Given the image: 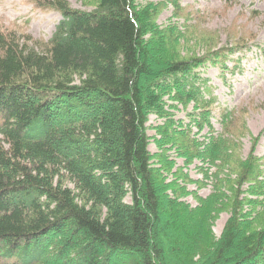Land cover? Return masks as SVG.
Segmentation results:
<instances>
[{
  "label": "trees",
  "instance_id": "trees-1",
  "mask_svg": "<svg viewBox=\"0 0 264 264\" xmlns=\"http://www.w3.org/2000/svg\"><path fill=\"white\" fill-rule=\"evenodd\" d=\"M47 1L62 20L43 48L0 33V264H264V166L256 139L245 157L213 134L196 72L216 60L183 59L179 29L154 22L160 5ZM177 106L201 113L189 124L205 143ZM169 151L202 164L208 197L181 185L200 181Z\"/></svg>",
  "mask_w": 264,
  "mask_h": 264
},
{
  "label": "rangeland",
  "instance_id": "rangeland-1",
  "mask_svg": "<svg viewBox=\"0 0 264 264\" xmlns=\"http://www.w3.org/2000/svg\"><path fill=\"white\" fill-rule=\"evenodd\" d=\"M67 1L72 9L82 12H90L96 6V0ZM139 4L162 7L154 22L161 29L170 25L179 29L183 59L213 57L216 60L215 66L208 61L196 72L208 81L216 99L211 110L213 134L221 135L228 144H239L238 153L245 157L256 139V156L264 166V0H139ZM61 20L62 15L51 8L47 0H0V33L29 48L41 49L48 44ZM228 50L231 51L229 55ZM170 112L192 136L201 143L206 142L211 134L209 129L198 132L189 124L190 114L201 115L198 110L192 106L187 110L177 106ZM162 124V120L151 116L148 135L158 136L154 128ZM150 151L160 153L154 143ZM166 155L170 162L176 163L174 171L182 170L190 180L200 181L198 184L182 183L187 192H196L202 198L211 194L212 185L204 179L202 164L196 162L185 168L183 160L173 151ZM262 171L264 173V169ZM169 180L172 177L169 176ZM184 200L191 206L196 205L192 195ZM228 217L222 214L215 224L217 237Z\"/></svg>",
  "mask_w": 264,
  "mask_h": 264
}]
</instances>
